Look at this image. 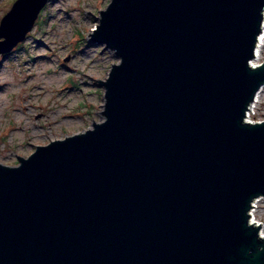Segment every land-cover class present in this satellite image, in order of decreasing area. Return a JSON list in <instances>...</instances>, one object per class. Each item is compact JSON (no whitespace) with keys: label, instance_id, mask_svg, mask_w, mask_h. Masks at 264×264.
Returning <instances> with one entry per match:
<instances>
[{"label":"water","instance_id":"obj_1","mask_svg":"<svg viewBox=\"0 0 264 264\" xmlns=\"http://www.w3.org/2000/svg\"><path fill=\"white\" fill-rule=\"evenodd\" d=\"M49 0H16L0 55ZM264 0H110L101 121L0 162V264H264Z\"/></svg>","mask_w":264,"mask_h":264},{"label":"rangeland","instance_id":"obj_2","mask_svg":"<svg viewBox=\"0 0 264 264\" xmlns=\"http://www.w3.org/2000/svg\"><path fill=\"white\" fill-rule=\"evenodd\" d=\"M16 0H0V20ZM110 0H49L27 39L10 56H0V162L14 165L36 144L48 143L101 121L104 87L118 59L92 30ZM254 61V60H253ZM264 62L263 52L260 60ZM264 120V88L250 114ZM255 219L263 225L264 199Z\"/></svg>","mask_w":264,"mask_h":264},{"label":"bare ground","instance_id":"obj_3","mask_svg":"<svg viewBox=\"0 0 264 264\" xmlns=\"http://www.w3.org/2000/svg\"><path fill=\"white\" fill-rule=\"evenodd\" d=\"M263 40H264V22H263V27H262V32H261V35H260V37H259V41H258V45H257V49H256V54H255V58H254V61L252 62L253 64H255V62L257 61V60H260V58H261V55H262V52H263ZM263 88H264V85L261 87V89L259 90V92L257 93V95H256V98H255V100L253 101V103L251 104V106H250V110H249V112H250V114H251V111L253 110V107L255 106V104L259 101V98H260V94H261V92L263 91ZM258 202H259V200L257 199V200H255V202H254V208H252V210H251V215H252V217H251V219L254 221V223L256 222L257 223V219H255V210H256V207H257V205H258ZM259 224V223H258ZM262 226V225H261ZM263 232V231H262ZM264 233V232H263Z\"/></svg>","mask_w":264,"mask_h":264},{"label":"flooded vegetation","instance_id":"obj_4","mask_svg":"<svg viewBox=\"0 0 264 264\" xmlns=\"http://www.w3.org/2000/svg\"><path fill=\"white\" fill-rule=\"evenodd\" d=\"M11 54H12V53H11ZM11 54H10V55H11ZM10 55H8V56H10ZM8 56H7V57H8ZM5 58H6V57H5ZM43 144H46V142H45V143H43ZM37 145H42V144H41V143H39V144H36V145H35V147H36Z\"/></svg>","mask_w":264,"mask_h":264},{"label":"built area","instance_id":"obj_5","mask_svg":"<svg viewBox=\"0 0 264 264\" xmlns=\"http://www.w3.org/2000/svg\"><path fill=\"white\" fill-rule=\"evenodd\" d=\"M248 118H249V120H251V119H250V118H251L250 116H249Z\"/></svg>","mask_w":264,"mask_h":264},{"label":"trees","instance_id":"obj_6","mask_svg":"<svg viewBox=\"0 0 264 264\" xmlns=\"http://www.w3.org/2000/svg\"><path fill=\"white\" fill-rule=\"evenodd\" d=\"M22 45V43L20 44V46Z\"/></svg>","mask_w":264,"mask_h":264}]
</instances>
